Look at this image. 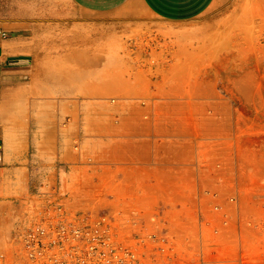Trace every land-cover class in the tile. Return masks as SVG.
Returning a JSON list of instances; mask_svg holds the SVG:
<instances>
[{
	"label": "rangeland",
	"instance_id": "obj_1",
	"mask_svg": "<svg viewBox=\"0 0 264 264\" xmlns=\"http://www.w3.org/2000/svg\"><path fill=\"white\" fill-rule=\"evenodd\" d=\"M6 5L3 39L23 31L10 24L24 23L9 19ZM183 29L148 66L104 75L95 84L102 97L56 98L49 87L40 98L31 88L32 139L48 156L32 164V214L60 207L72 217L105 216L144 264L153 255L237 264L240 221L243 264H264L251 253L264 229L247 225L264 219V0H216ZM5 63L39 75L28 56ZM115 77L129 82L110 83ZM123 94L134 96L110 97ZM141 173L155 174L159 191H133ZM247 175L252 197L243 194ZM168 204L169 223L157 221ZM17 235L0 264H26Z\"/></svg>",
	"mask_w": 264,
	"mask_h": 264
},
{
	"label": "crops",
	"instance_id": "obj_2",
	"mask_svg": "<svg viewBox=\"0 0 264 264\" xmlns=\"http://www.w3.org/2000/svg\"><path fill=\"white\" fill-rule=\"evenodd\" d=\"M215 1L0 0V4H7L9 19L24 21L8 28L21 27L22 32L13 31L7 39L0 36V254L10 253L12 238L36 219L38 210L32 214L37 196L32 164L48 162L44 145L32 139L33 112L27 103L32 98L31 88L38 87L40 98H47L49 87L56 98H92L95 93L102 97L95 84L105 83L104 75L117 76L126 68L148 66L152 57L169 48L179 34L175 30H184ZM21 55L39 67V75L17 74L20 70L5 63L6 58ZM121 82L129 79L110 80ZM64 83L72 86L64 88ZM141 174L134 177L133 191L142 196L159 191L155 174L151 179ZM251 182L247 175L245 197H252ZM171 210V204L166 205L156 220L168 224L167 212ZM149 259L152 264L178 263L175 256L153 255Z\"/></svg>",
	"mask_w": 264,
	"mask_h": 264
},
{
	"label": "built area",
	"instance_id": "obj_3",
	"mask_svg": "<svg viewBox=\"0 0 264 264\" xmlns=\"http://www.w3.org/2000/svg\"><path fill=\"white\" fill-rule=\"evenodd\" d=\"M0 36L5 37V32L0 31ZM47 210H38L36 219L17 235L26 264H144L140 254L131 246L116 241L109 218L88 214H74L72 217L60 207L51 213ZM259 221L247 225H262L264 229V219ZM237 227L236 263L243 264L240 221ZM251 253L264 263V240Z\"/></svg>",
	"mask_w": 264,
	"mask_h": 264
}]
</instances>
